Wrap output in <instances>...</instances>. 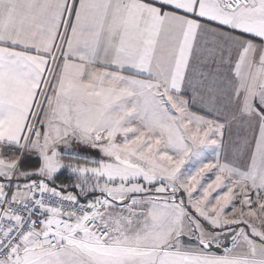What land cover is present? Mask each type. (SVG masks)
<instances>
[{
    "label": "snow or ice",
    "instance_id": "snow-or-ice-1",
    "mask_svg": "<svg viewBox=\"0 0 264 264\" xmlns=\"http://www.w3.org/2000/svg\"><path fill=\"white\" fill-rule=\"evenodd\" d=\"M0 264H264V0H0Z\"/></svg>",
    "mask_w": 264,
    "mask_h": 264
}]
</instances>
